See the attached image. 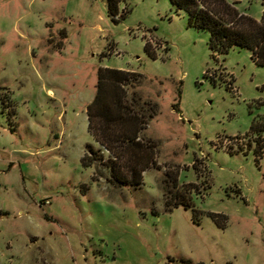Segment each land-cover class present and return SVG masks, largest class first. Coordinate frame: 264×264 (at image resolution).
<instances>
[{"label": "rangeland", "instance_id": "rangeland-1", "mask_svg": "<svg viewBox=\"0 0 264 264\" xmlns=\"http://www.w3.org/2000/svg\"><path fill=\"white\" fill-rule=\"evenodd\" d=\"M227 1L262 16V0ZM127 9L0 0V264H264V66L213 52L170 0ZM101 67L140 73L132 91L159 105L137 187L110 180L89 130Z\"/></svg>", "mask_w": 264, "mask_h": 264}, {"label": "trees", "instance_id": "trees-1", "mask_svg": "<svg viewBox=\"0 0 264 264\" xmlns=\"http://www.w3.org/2000/svg\"><path fill=\"white\" fill-rule=\"evenodd\" d=\"M127 1L108 0L109 14L113 18L119 14L125 16L130 9L120 13V5ZM170 2L176 11L188 14L190 27L209 32L208 44L213 52L226 54L232 47L240 46L251 52L255 63L264 66V0L260 20L240 11L235 2L227 0ZM144 48L148 55L156 58V51L149 41L145 42ZM140 78L142 75L133 70L99 68L97 91L87 108L89 130L96 143L110 154L107 160L110 180L135 187L142 184L143 173L156 165L158 155V142L145 136L144 131L158 114L159 105L142 103L136 91H132ZM211 79L215 82L213 77ZM178 105L179 102L175 103L174 109H178ZM252 129L257 130V125ZM88 150L89 154L82 159L84 166L91 165L98 158L92 146ZM99 158L102 159L103 155ZM210 215L218 221L217 215Z\"/></svg>", "mask_w": 264, "mask_h": 264}, {"label": "built area", "instance_id": "built-area-1", "mask_svg": "<svg viewBox=\"0 0 264 264\" xmlns=\"http://www.w3.org/2000/svg\"><path fill=\"white\" fill-rule=\"evenodd\" d=\"M228 86L231 88V90H235L233 83L229 82V85Z\"/></svg>", "mask_w": 264, "mask_h": 264}, {"label": "crops", "instance_id": "crops-1", "mask_svg": "<svg viewBox=\"0 0 264 264\" xmlns=\"http://www.w3.org/2000/svg\"><path fill=\"white\" fill-rule=\"evenodd\" d=\"M260 20V19H259Z\"/></svg>", "mask_w": 264, "mask_h": 264}]
</instances>
